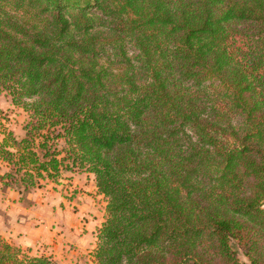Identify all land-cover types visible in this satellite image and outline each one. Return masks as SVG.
<instances>
[{
  "label": "trees",
  "instance_id": "16d2710c",
  "mask_svg": "<svg viewBox=\"0 0 264 264\" xmlns=\"http://www.w3.org/2000/svg\"><path fill=\"white\" fill-rule=\"evenodd\" d=\"M1 91V185L91 173L95 264H264V0H0Z\"/></svg>",
  "mask_w": 264,
  "mask_h": 264
},
{
  "label": "rangeland",
  "instance_id": "374dc122",
  "mask_svg": "<svg viewBox=\"0 0 264 264\" xmlns=\"http://www.w3.org/2000/svg\"><path fill=\"white\" fill-rule=\"evenodd\" d=\"M27 119V113L22 108H14L9 96L1 91L0 129L3 127L16 137H21ZM4 170L0 162V172ZM64 174L69 176V180H85L84 185L89 188L77 189L70 187L72 184L66 186L68 183L65 180L68 178L65 176L56 182L43 181V187L23 194L0 183V239L19 245L31 255L49 256L56 264H95L92 252L96 245L97 228L106 218V198L96 192L95 186L92 189L90 182H86L93 178L92 174L83 170ZM46 184L49 186L46 187ZM44 202H58L60 211L49 215L39 205ZM24 220L30 222L29 226ZM20 224L34 232V235H30L29 246L24 244L22 234L16 230ZM237 258L240 264L247 263L239 249Z\"/></svg>",
  "mask_w": 264,
  "mask_h": 264
},
{
  "label": "crops",
  "instance_id": "0c3cea01",
  "mask_svg": "<svg viewBox=\"0 0 264 264\" xmlns=\"http://www.w3.org/2000/svg\"><path fill=\"white\" fill-rule=\"evenodd\" d=\"M87 174H91V173H88L87 172ZM65 181L68 183L66 186H69L70 184H72V185H70V187H74V188H77V189H80V188L85 187V185H84L85 180H69L68 179V180H65ZM49 182H51V181H49ZM86 182H90V185H91L90 187L92 189L94 188V186H95L94 185V177L91 178L90 180H86ZM45 186L47 187L49 185L46 184ZM86 186L87 187H85V188H89L88 185H86ZM43 189L44 190H47V188H43ZM81 194L84 195L83 192H81ZM54 203H55V201H54ZM54 203L52 202L51 204H48V202H44V203H39V205H41V208L44 211H46V213H48L49 215H51V214H56V213H58V211H60V209L58 208V205L59 204L57 205L58 202L56 204H54ZM24 222L25 223H28V226H29L30 222H28V220H26V221L24 220ZM28 229L31 230L29 227L28 228H25L24 225H22V224H20L19 226L17 225V228H16L17 232H19V233L22 234V238H23L24 244L26 243L25 245H28L29 246L30 245V242L29 241L31 239L30 238V235H34V232H33V230H32V232H30Z\"/></svg>",
  "mask_w": 264,
  "mask_h": 264
}]
</instances>
